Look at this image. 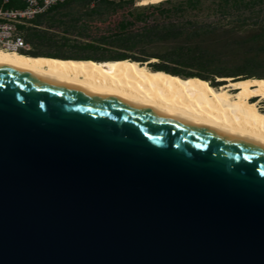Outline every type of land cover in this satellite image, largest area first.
I'll list each match as a JSON object with an SVG mask.
<instances>
[{
  "label": "water",
  "instance_id": "obj_1",
  "mask_svg": "<svg viewBox=\"0 0 264 264\" xmlns=\"http://www.w3.org/2000/svg\"><path fill=\"white\" fill-rule=\"evenodd\" d=\"M0 264H264V145L0 65Z\"/></svg>",
  "mask_w": 264,
  "mask_h": 264
},
{
  "label": "trees",
  "instance_id": "obj_2",
  "mask_svg": "<svg viewBox=\"0 0 264 264\" xmlns=\"http://www.w3.org/2000/svg\"><path fill=\"white\" fill-rule=\"evenodd\" d=\"M66 0L20 25L31 56L130 59L218 86L264 78V0ZM20 8L22 0H0ZM155 60V61H154ZM264 99H262L263 101Z\"/></svg>",
  "mask_w": 264,
  "mask_h": 264
},
{
  "label": "bare ground",
  "instance_id": "obj_3",
  "mask_svg": "<svg viewBox=\"0 0 264 264\" xmlns=\"http://www.w3.org/2000/svg\"><path fill=\"white\" fill-rule=\"evenodd\" d=\"M158 1L140 0L139 4ZM0 65L264 145V109L260 106L264 78L221 77L224 83L213 86L199 77L152 70L130 59H64L1 48Z\"/></svg>",
  "mask_w": 264,
  "mask_h": 264
},
{
  "label": "built area",
  "instance_id": "obj_4",
  "mask_svg": "<svg viewBox=\"0 0 264 264\" xmlns=\"http://www.w3.org/2000/svg\"><path fill=\"white\" fill-rule=\"evenodd\" d=\"M7 1V0H5ZM23 7L5 8L0 6V48L6 51L27 53L32 50L21 24L47 11L52 5L66 0H22Z\"/></svg>",
  "mask_w": 264,
  "mask_h": 264
},
{
  "label": "rangeland",
  "instance_id": "obj_5",
  "mask_svg": "<svg viewBox=\"0 0 264 264\" xmlns=\"http://www.w3.org/2000/svg\"><path fill=\"white\" fill-rule=\"evenodd\" d=\"M139 3V2H138ZM155 61V60H154ZM260 106L264 109V100L262 101H260Z\"/></svg>",
  "mask_w": 264,
  "mask_h": 264
}]
</instances>
